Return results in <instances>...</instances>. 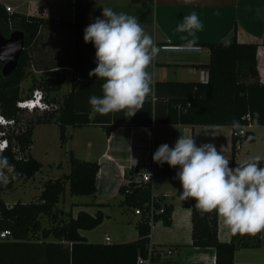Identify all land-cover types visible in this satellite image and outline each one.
I'll return each mask as SVG.
<instances>
[{"label":"trees","instance_id":"trees-1","mask_svg":"<svg viewBox=\"0 0 264 264\" xmlns=\"http://www.w3.org/2000/svg\"><path fill=\"white\" fill-rule=\"evenodd\" d=\"M52 19L24 16L8 13L0 3V32L4 37L14 31L24 34V51L18 60L15 70L6 78L1 75L0 64V113L5 119L15 121V130L9 132V148L0 156L7 157L8 167L13 169L5 173L11 175V180L0 185V233L9 231L13 239L52 236L56 240L71 243L70 264H137V259H148L149 249H152L150 262L157 260L158 251L150 244L151 226L148 212L152 195L151 183H131V193L126 195L119 206L137 208L142 215L135 223L138 238L135 241L122 244L88 243L79 235L80 230L89 231L98 227L104 216L97 211L93 216L84 211L78 212L75 218L69 217L60 225L57 223V205L68 186L71 196H93L97 192L96 175L98 164L77 159L69 154L70 171L58 179H49L42 184L39 197L29 203L16 202L11 208L5 206L1 198L3 191L10 189L12 180H30L40 171L42 165L31 155L32 135L35 125L55 123L59 138L67 140V128H83L96 126L109 137L118 128H131L155 125H188L232 127L233 121L240 126L248 122L253 127L264 126V84L260 82L257 72V44H241L236 40V29L231 40L203 44L209 51L208 63L197 67L207 70L208 79L205 83H156L154 89L146 97L143 108L132 117H126L123 112L100 115L92 111L89 104L91 95L101 96V85L104 82L98 78L89 77L86 73L95 57H75L71 64L73 70L70 78V91L61 100H49L56 104V109L40 114L35 121H21L20 109L16 103L20 97V84L26 79V70L30 66L28 49L34 43L41 27L53 24ZM54 69L49 77L32 76V90L41 89L46 95L60 91L65 81L64 72ZM154 101H152V96ZM259 113L257 123L256 114ZM91 116V117H90ZM141 117L144 118L141 121ZM248 117L249 121H247ZM251 138V139H249ZM254 140L252 132H247L238 141L233 140L230 167H236L234 158L237 153V143H251ZM248 160V159H247ZM163 175L173 180L176 167L168 164H158ZM263 167V161H260ZM20 175L16 177V174ZM3 179H0L2 182ZM122 191V190H121ZM196 201L190 198L187 205L191 210V240L192 247L214 248L215 264H233L234 254L240 249H257L261 247V232L256 234H233L230 241L221 243L218 240V216L215 212L202 213L195 207ZM173 206L166 204L164 212L154 217V223L161 222L163 226H171ZM46 216L52 224L49 229L41 225V219ZM50 223V222H49ZM30 236V237H29Z\"/></svg>","mask_w":264,"mask_h":264},{"label":"crops","instance_id":"crops-1","mask_svg":"<svg viewBox=\"0 0 264 264\" xmlns=\"http://www.w3.org/2000/svg\"><path fill=\"white\" fill-rule=\"evenodd\" d=\"M0 3L5 9L9 8L11 14L17 13L54 20L53 24L41 27L34 43L28 49L29 56L34 62L32 65L35 67V73L49 72L55 67L57 70H62L65 77L67 74L72 77L71 64L75 57H95L94 45L91 42L86 44L83 35L84 29L95 18H103V7H109L117 13L124 12L137 17L145 33L153 38L159 48L180 46L186 43L182 37L187 33H179L175 29L182 21L183 16L195 11L203 24V29L196 32L197 46L201 49L198 51L160 49L148 69L153 76L152 90L156 83H205L208 79L207 70L197 67L208 63L209 51L203 47V44L229 41L232 39L235 29L238 43L258 45L256 51L257 72L260 82L264 84V0H0ZM95 67L96 62L93 61L88 65L86 73L89 74ZM92 78L97 77L92 76ZM143 120L144 118L141 117V121ZM67 129L68 139L64 143L65 154L67 155L69 152L67 148H70V152L77 159L85 162L91 160L87 156L93 155L94 147L89 149L87 146L80 147L77 151L70 145L74 133L78 129H73L71 133V128ZM131 130V128H118L109 137L105 135L104 148L96 152L91 162L98 164L102 157L109 155L116 159H123L127 155L123 148L128 143ZM123 131L125 135H120ZM250 132L253 133L254 140L251 143L244 142L238 145L234 158L236 165L256 155L264 157V126L253 127ZM181 135L193 137L197 146L205 143L214 144L217 150L230 160V164L232 163L231 127L155 125L151 151L155 169L159 163L154 162L152 157L157 148L165 143L173 147ZM109 143L110 147L108 148ZM31 155L36 159L32 151ZM262 161L264 167V159ZM159 171L161 180L153 179L151 183L152 195L154 197H160L163 194L169 196L167 203L173 206L172 223L169 227L163 226L161 222L151 226L150 244L163 253L158 255L157 260L148 264H215L214 248L191 246V210L187 207L190 198L181 200L179 180L168 179L163 175L161 167ZM178 171L179 167H176L175 176ZM96 180V187L104 182L121 195L114 182ZM40 193L41 189L37 196L35 195L36 199ZM93 197L96 199L95 196ZM1 198L7 208H11L15 204L14 201L9 204L3 197ZM122 199L121 196L118 205ZM18 201L24 203L21 198ZM73 205L75 207L70 211L73 218L80 211L92 216L100 211L105 217L95 229L79 231V235L88 243L122 244L135 241L138 238L135 223L139 219L132 215L130 208L122 207L126 218L120 216L121 228L109 236L108 233L98 235L96 232L109 218L105 210L111 205L107 201L97 199L94 204L82 202ZM230 235L231 231L218 217L217 236L219 242L228 243ZM106 237L110 240L108 243L105 241ZM260 240L261 247L257 249L237 250L234 254L233 264H264V231H261ZM70 246L71 243L56 240L52 236L47 238L39 236L27 240L10 237L5 241H0V264H70ZM168 250L171 251V254H167Z\"/></svg>","mask_w":264,"mask_h":264},{"label":"clouds","instance_id":"clouds-1","mask_svg":"<svg viewBox=\"0 0 264 264\" xmlns=\"http://www.w3.org/2000/svg\"><path fill=\"white\" fill-rule=\"evenodd\" d=\"M102 17L95 18L83 35L84 42L95 48L96 67L88 75L104 81L102 95H91L89 104L94 113L123 112L130 118L143 108L152 91L153 76L148 69L160 48L137 17L109 7H103ZM202 29L195 11L183 16L175 31L187 33L182 37L186 43L179 47L196 48V32ZM256 117L258 123L259 113ZM232 127L241 126L233 121ZM152 158L156 163L179 167L174 179L182 186L181 200L192 198L202 213L215 212L233 234L264 231V167L260 166L264 157L256 155L230 167V160L214 144L197 146L193 137L181 135L173 147L160 145ZM8 166L7 157L0 156V169Z\"/></svg>","mask_w":264,"mask_h":264},{"label":"rangeland","instance_id":"rangeland-1","mask_svg":"<svg viewBox=\"0 0 264 264\" xmlns=\"http://www.w3.org/2000/svg\"><path fill=\"white\" fill-rule=\"evenodd\" d=\"M34 62H32V58L30 56V66L26 70L27 77L24 79L20 84V97L19 100L27 99L31 96L32 92V76H35V80L42 77L47 78L50 76L53 70L49 72H43V73H35L33 67ZM61 72L60 70H58ZM70 74H67L65 77V82L62 84L61 89L59 92L54 93L51 92L48 96L46 101L56 99L61 101L70 91ZM41 90V89H40ZM44 97L46 96L43 94ZM56 104L53 103V106ZM57 106H55L56 108ZM41 113L38 112H25L22 111L20 113V120L25 121H35L36 118ZM71 128V127H68ZM78 130L74 133V138L71 143V147H75L77 151L80 149V147H86L89 149L90 147L93 148V155L87 156L91 160L95 157L94 155L96 152L102 150L105 145V134L102 131L101 128L96 126H87L81 128H77ZM73 131V128L70 129V133ZM68 132V129H67ZM67 135V133H66ZM120 135H125L124 131ZM68 139V135H67ZM64 143L59 138L58 129L55 123L51 124H40L35 125L32 135V146L31 151L33 156L41 163L42 167L39 172L35 174L33 178L30 180L24 181L23 179H14L12 180L10 189H7L3 191V195L1 197L4 198V200L7 203H11L14 201L16 203L18 199L21 198V201L24 203H29L30 201H35L37 194L39 193L40 189H42V184L49 180V179H58L63 177L64 175H67L70 171V165H69V154L70 148L68 149V157L65 154L66 147L64 149ZM69 146V147H70ZM91 160H87L88 162H91ZM93 162V161H92ZM160 166H157L155 169V173H157L158 178L157 180H161V174L159 171ZM11 180V175L8 173H5L3 176L2 182H0V185L7 184ZM165 182V181H164ZM97 192L95 195L96 199H94L93 196H71L68 193V186H65V192L63 196L61 197V200L59 202V205L57 206L58 214H57V223L60 225L64 224L67 219L71 216L70 211L75 206L73 204L77 203H90L94 204L95 201L98 200H104L107 201L111 206L108 207L105 212L109 215V218L107 219L106 223L98 229V235L103 233H108V235L112 236L113 233L121 228V225L119 223L120 216L122 218L125 217L124 213L122 212L123 208L118 205V201L120 200L122 195H119V193L110 188L106 183L102 182L99 186H97ZM182 192V186L179 187V195ZM5 194V195H4ZM36 195V196H35ZM126 218V217H125ZM50 222V223H49ZM51 221L46 217L43 216L41 219V225L43 228H50L52 226Z\"/></svg>","mask_w":264,"mask_h":264},{"label":"built area","instance_id":"built-area-1","mask_svg":"<svg viewBox=\"0 0 264 264\" xmlns=\"http://www.w3.org/2000/svg\"><path fill=\"white\" fill-rule=\"evenodd\" d=\"M6 11L11 14L9 8H6ZM160 49L166 51H198L201 48L197 46L193 50H184L179 46H163ZM43 94L42 90L36 89L29 98L19 100L16 103V107L21 111H27L29 113L38 112L41 114L56 109L57 107L55 108L49 101H46ZM151 98L152 101H154L153 94ZM246 118V120L249 121L248 117ZM154 127V122L148 126L131 127L132 130L128 143L123 148V151H125L127 155L121 160L113 158L111 155L102 157L98 162L96 179L114 182L123 198L131 193V183H152L156 175L155 165L151 159ZM252 128L253 126L249 122L246 125H241L239 129L231 127V137L233 140L238 141L240 138H243L247 132H250ZM13 130H15V121L12 119H5L0 113V155L9 148L8 134ZM238 145L240 144L237 143V147ZM109 147L110 143L108 148ZM12 169V167H9L6 170L10 171ZM0 171H2V169H0ZM168 197L167 194H163L160 197L151 195L148 212L150 226L154 224V217L164 212L165 205L168 204ZM131 211L132 215L137 218L142 215L140 209L132 208ZM10 237L11 233L9 231L0 233V241H5ZM105 241L108 243L110 240L106 237ZM157 251L160 255L163 253L161 250ZM152 254V249H149L148 259L143 260L138 258L137 264H148ZM167 254H171V251L168 250Z\"/></svg>","mask_w":264,"mask_h":264},{"label":"water","instance_id":"water-1","mask_svg":"<svg viewBox=\"0 0 264 264\" xmlns=\"http://www.w3.org/2000/svg\"><path fill=\"white\" fill-rule=\"evenodd\" d=\"M23 51L24 34L21 31L12 32L7 38L0 32V64L1 75L4 78L15 70Z\"/></svg>","mask_w":264,"mask_h":264}]
</instances>
